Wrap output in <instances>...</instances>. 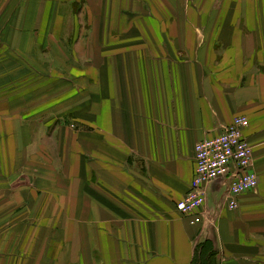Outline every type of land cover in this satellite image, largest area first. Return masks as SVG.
Masks as SVG:
<instances>
[{"label":"crops","instance_id":"0c3cea01","mask_svg":"<svg viewBox=\"0 0 264 264\" xmlns=\"http://www.w3.org/2000/svg\"><path fill=\"white\" fill-rule=\"evenodd\" d=\"M239 115L259 185L230 209L209 183L193 225L195 145ZM204 243L264 264V0H0V264H199Z\"/></svg>","mask_w":264,"mask_h":264},{"label":"built area","instance_id":"2783aa9c","mask_svg":"<svg viewBox=\"0 0 264 264\" xmlns=\"http://www.w3.org/2000/svg\"><path fill=\"white\" fill-rule=\"evenodd\" d=\"M249 124L247 116H236L222 133L195 145L196 167L191 190L177 202V209L191 224L202 221L209 183L219 179L227 182L226 206L230 209L238 208L242 194L258 187L254 145L245 133Z\"/></svg>","mask_w":264,"mask_h":264},{"label":"rangeland","instance_id":"374dc122","mask_svg":"<svg viewBox=\"0 0 264 264\" xmlns=\"http://www.w3.org/2000/svg\"><path fill=\"white\" fill-rule=\"evenodd\" d=\"M53 62H54V64H57V67L60 66V63H59L58 59H53ZM29 64H30V67L28 69H24L23 72H21L18 75H15V77H19V78H22L24 76L23 79H24L25 82H21V86L22 87L23 86L24 87H28V86L32 85L34 82H36V81H43V80L50 79V76H49L50 72H46L47 69H48L47 67L49 65V62H48L47 58H43V57L38 58V59H34L33 58V59L30 60ZM71 65L74 66V64H71ZM55 70H58V69H55ZM44 74H46V75H44ZM52 75H54V77H52V78H56V77L60 76V74H58V73H53ZM27 81H29V82H27ZM53 82L54 81H52V83ZM39 90H42V88L38 89L36 91L41 92ZM12 91L13 90H10V93ZM14 92H16V91H14ZM47 128L48 129L50 128L51 131L53 132V135H55L53 138L50 139V142H51V145L53 147L54 146L56 147V146H58V140L55 139V137L57 135L56 134L57 131L58 130L59 131L60 130L64 131L66 129H67V131H71L72 129H75L76 128V118L75 117H63L61 119V121L52 122V124H50L49 127H47ZM52 155L54 156V158L57 157V155H55L54 153Z\"/></svg>","mask_w":264,"mask_h":264},{"label":"trees","instance_id":"16d2710c","mask_svg":"<svg viewBox=\"0 0 264 264\" xmlns=\"http://www.w3.org/2000/svg\"><path fill=\"white\" fill-rule=\"evenodd\" d=\"M206 244H208V243H204V245L201 248H199V250H198L199 255L197 258V262L199 264H206V260L211 259L212 256H214V254H215V252L210 251V249H208V251L206 250V248L208 246Z\"/></svg>","mask_w":264,"mask_h":264}]
</instances>
